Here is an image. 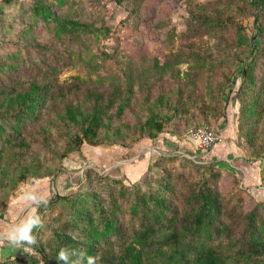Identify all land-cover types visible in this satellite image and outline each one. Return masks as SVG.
I'll use <instances>...</instances> for the list:
<instances>
[{"label": "trees", "instance_id": "16d2710c", "mask_svg": "<svg viewBox=\"0 0 264 264\" xmlns=\"http://www.w3.org/2000/svg\"><path fill=\"white\" fill-rule=\"evenodd\" d=\"M43 1H35L33 10L43 23L54 22L56 32L67 34L85 27L69 18L70 10L61 11L72 0ZM240 7L241 13L250 12L255 34L246 38L238 24L236 38L224 43L217 56H197L209 72L201 92L188 81V73L183 79L180 70L173 68V59L161 64L152 60L158 76L138 91L133 76L122 85L109 83L106 89L99 81L90 86L76 78L53 91L47 79L23 82L14 73L16 65L10 63L17 55L0 61V217L26 183L47 180L50 188L54 174L68 168L69 155L79 153L83 144L96 151L100 146L119 147V154L152 144L160 153L149 159L145 152L127 169H144L147 175L154 166L162 173L152 179L157 181L156 189L140 191L136 183L124 185L120 176L111 179L105 172L100 175L89 169L77 178L82 181L77 192L52 196L48 202L39 199L27 219H39L32 229L36 240L32 247L39 260L29 253L13 263L62 264L56 257L66 248L76 254L71 257L73 264L81 256L84 264L88 257L94 258V264H264V168L260 167L264 145L256 131L264 94V0H246ZM224 17L231 18L219 5L209 13H191L192 20L206 25L218 26ZM253 46L258 49L234 79L225 106L224 89ZM227 122L230 132L224 133V141L209 157L183 149L180 139L187 131L203 125L216 129V124ZM235 132L236 145L246 150L241 164L247 168L241 165L244 173H227L233 185L225 195L221 194L222 172L216 169L222 158L234 153ZM181 150L188 156L178 153ZM148 162L153 163L146 169ZM174 164L201 175L189 179ZM177 181L181 187L175 188ZM31 192L44 194L40 185ZM102 192L107 208L97 204ZM236 194L238 205L225 206L222 198L229 200ZM83 199L90 200L92 208ZM176 200L179 207L172 204ZM51 210L56 212L55 229L44 235L48 225L40 218Z\"/></svg>", "mask_w": 264, "mask_h": 264}, {"label": "rangeland", "instance_id": "374dc122", "mask_svg": "<svg viewBox=\"0 0 264 264\" xmlns=\"http://www.w3.org/2000/svg\"><path fill=\"white\" fill-rule=\"evenodd\" d=\"M6 1L0 0V61L7 60V55H17V58L10 62L16 65L14 73H19L23 82L47 79L53 91L58 87L66 88L76 78L90 86L99 81L103 86L101 88L106 89L109 83L125 84L131 76L138 91L146 83L151 82V78L158 76L152 67V60L157 59L161 64L173 59V68L180 70L183 79V74L188 73V81L194 82L195 90L201 92L205 85L203 79L206 80L209 72L206 71L205 63L198 60L197 56L200 55L202 58L209 54L217 56L218 49H225L222 46L224 43H230L229 41L236 38L238 24L243 26L246 38L255 34L250 12H240V6L243 5L244 8L246 0H119L120 3L117 0H72L61 11L70 10L72 13L69 18L85 27H76L67 34L56 32L54 22L45 24L36 17L33 9L37 0ZM43 2L47 3L46 0ZM216 5L224 7L226 15L231 18L227 20L225 16L220 23H216L220 24L218 26L206 25L191 19L192 12L209 13ZM233 19V23L229 21ZM257 44L259 45L258 39ZM257 49L258 46H253L247 52L244 61L235 67L223 92L225 106L229 103L228 95L234 79L247 67ZM59 108L60 104L57 106V109ZM259 109L262 112L258 118L256 131L263 138L261 142L264 145V94ZM235 124L237 125V120ZM232 139L236 149L234 148V153L231 154L235 156L237 164H229L227 160L230 161L232 157L226 156L227 160L223 159L216 169L222 172L221 194L225 195L231 192L233 185L226 175H237L236 170L241 171L240 166L244 165L241 162L245 160L243 155L246 150L237 146L236 132ZM120 149L100 146L98 150L101 154L98 155L99 151L83 144L79 153L69 155L71 163L68 168L59 169L54 174L50 188L47 180L39 184L26 183L18 188L6 215L0 217V233L6 231L9 225L28 221L39 199L48 202L52 196L65 197L80 190L82 181L77 178L82 179L89 169L100 175L105 172L111 179L120 176L124 185L136 183L140 191H145L149 187L156 189L157 181L152 179L161 177L162 173L157 171L158 167H151L147 175L143 169L142 172L137 170L134 176H130L123 165L129 168L136 160L137 154L131 156L128 154L130 152L119 154ZM141 154L143 152H140L139 156ZM123 155L125 156L122 157ZM137 160H140V157H137ZM149 163L153 162H148L146 169ZM75 164L76 168H73ZM174 165L175 168L183 170V174L189 179L201 175L193 168ZM54 167L52 164L51 169ZM260 167L264 168V164ZM38 185L43 189L42 196L31 192L33 187L36 188ZM178 187H181L179 181L175 185V188ZM236 196L229 200L222 198L224 205L227 207L238 205V194ZM96 200L97 204L108 207L103 192ZM82 203L88 207L92 206V202L87 199H83ZM172 204L178 207L181 205L179 200L173 201ZM55 217V210H51L40 218L44 226L48 225L44 235L53 233ZM133 224L137 226L136 221H133ZM28 255L29 253H24L23 249H13L0 242V264H19L13 263L15 259L21 260Z\"/></svg>", "mask_w": 264, "mask_h": 264}, {"label": "clouds", "instance_id": "9594fccd", "mask_svg": "<svg viewBox=\"0 0 264 264\" xmlns=\"http://www.w3.org/2000/svg\"><path fill=\"white\" fill-rule=\"evenodd\" d=\"M39 224V219L33 218L25 221L23 224H13L6 228V231L0 233V242H4L13 249H23L24 253H32L39 260V254L32 247L36 244L35 237L32 235V229ZM76 255L66 248H62L57 254V261L62 264H73L71 257ZM84 257L81 256L76 264H84ZM88 264H94V258H87ZM42 264V262H41Z\"/></svg>", "mask_w": 264, "mask_h": 264}, {"label": "built area", "instance_id": "2783aa9c", "mask_svg": "<svg viewBox=\"0 0 264 264\" xmlns=\"http://www.w3.org/2000/svg\"><path fill=\"white\" fill-rule=\"evenodd\" d=\"M224 130L225 127L223 125L218 126L216 129H212L208 125H203L187 131L180 139V142L185 147L183 149L197 150L199 154L207 158L212 153L213 149L224 141ZM178 153L188 156L184 154L182 150L178 151ZM190 158L195 159L196 156H191ZM232 160L233 159H230V161L227 160V162L232 164L234 161Z\"/></svg>", "mask_w": 264, "mask_h": 264}, {"label": "crops", "instance_id": "0c3cea01", "mask_svg": "<svg viewBox=\"0 0 264 264\" xmlns=\"http://www.w3.org/2000/svg\"><path fill=\"white\" fill-rule=\"evenodd\" d=\"M231 105V107L232 108H236L235 107V103L233 102V101H231V103H230ZM223 125H225L224 127H225V130H224V133H225V135L227 134L228 135V132H230V129H231V124L229 123V122H227V123H224ZM142 149H143V151H142ZM140 152L142 153H145V152H147L148 153V155H149V159H151V158H153L154 156H156L157 154H159L160 152L159 151H157L156 150V148L154 147V146H148V147H144V148H141L138 152L137 151H132V152H130V153H128L130 156L131 155H136V160L135 161H137V157H139V154H140ZM133 153H136V154H133ZM140 157H142V155L140 156ZM229 157H232V159H236L235 158V156H233V155H230ZM223 159H225V158H222L221 160H223ZM134 161V163H136ZM123 164H121V166H122ZM243 167H246V166H244V165H242ZM123 167H124V169H126L127 170V172L129 173V175L130 176H134V169L132 168L131 170L130 169H127L126 168V166L125 165H123ZM247 168V167H246ZM242 172H243V170H241ZM244 173V172H243ZM244 176V175H243ZM7 219V218H6ZM5 229V228H4ZM6 230V229H5ZM2 232H4V231H2Z\"/></svg>", "mask_w": 264, "mask_h": 264}]
</instances>
